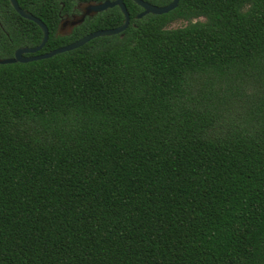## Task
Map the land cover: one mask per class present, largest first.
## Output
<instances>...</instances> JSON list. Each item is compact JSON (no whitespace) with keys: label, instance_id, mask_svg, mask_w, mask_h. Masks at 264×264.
Here are the masks:
<instances>
[{"label":"trees","instance_id":"16d2710c","mask_svg":"<svg viewBox=\"0 0 264 264\" xmlns=\"http://www.w3.org/2000/svg\"><path fill=\"white\" fill-rule=\"evenodd\" d=\"M18 1L37 53L124 20ZM125 2L120 33L0 63V264H264V0ZM42 38L0 0V57Z\"/></svg>","mask_w":264,"mask_h":264},{"label":"water","instance_id":"95a60500","mask_svg":"<svg viewBox=\"0 0 264 264\" xmlns=\"http://www.w3.org/2000/svg\"><path fill=\"white\" fill-rule=\"evenodd\" d=\"M134 1L143 8V10L138 14V17L141 18L149 13H153V14L167 13L175 9L179 5V2L181 0H172L168 4H164V5L156 4L148 0H134ZM10 2L19 14H21L23 17L27 19L33 20L36 23H38V25L41 27L43 31V38L42 41L36 46H19L15 50L12 56L0 57L1 64L13 63V62H28V61L48 58L57 53H61L67 50L80 47L96 37L120 33L123 30L127 29L131 23V15L127 8L125 0H104L100 2L88 3L86 14L81 19L75 21L74 24L83 21L86 15L92 12H102L114 6H119L124 14V20L122 24L116 27L100 28L88 32L87 34L81 36L80 38H77L76 40H73L67 44L59 46L53 50L37 53L44 47V45L49 39V35H50L49 27L41 18L21 7L18 0H10Z\"/></svg>","mask_w":264,"mask_h":264},{"label":"flooded vegetation","instance_id":"af4514ba","mask_svg":"<svg viewBox=\"0 0 264 264\" xmlns=\"http://www.w3.org/2000/svg\"><path fill=\"white\" fill-rule=\"evenodd\" d=\"M86 12H87V3L77 4V6L73 9V12L63 16V20H62L63 22L61 24L60 31L63 32V29L65 28H69V30H72V28L84 22L87 18L93 17L94 15L99 13V12H92L86 15L83 21L74 24V22L81 19L86 14Z\"/></svg>","mask_w":264,"mask_h":264},{"label":"rangeland","instance_id":"374dc122","mask_svg":"<svg viewBox=\"0 0 264 264\" xmlns=\"http://www.w3.org/2000/svg\"><path fill=\"white\" fill-rule=\"evenodd\" d=\"M183 24H185V21H182V20H177V21H175V22H173L172 23V26H180V25H183ZM69 28H65V29H63V33L64 34H68L69 33Z\"/></svg>","mask_w":264,"mask_h":264}]
</instances>
